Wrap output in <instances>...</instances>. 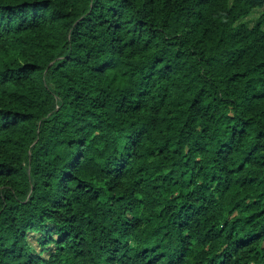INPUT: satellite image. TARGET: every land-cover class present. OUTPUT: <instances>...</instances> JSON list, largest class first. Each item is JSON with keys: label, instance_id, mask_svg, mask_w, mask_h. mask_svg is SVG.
Listing matches in <instances>:
<instances>
[{"label": "trees", "instance_id": "16d2710c", "mask_svg": "<svg viewBox=\"0 0 264 264\" xmlns=\"http://www.w3.org/2000/svg\"><path fill=\"white\" fill-rule=\"evenodd\" d=\"M0 264H264V0H0Z\"/></svg>", "mask_w": 264, "mask_h": 264}, {"label": "rangeland", "instance_id": "374dc122", "mask_svg": "<svg viewBox=\"0 0 264 264\" xmlns=\"http://www.w3.org/2000/svg\"><path fill=\"white\" fill-rule=\"evenodd\" d=\"M261 10H256L249 18H247V23L252 25L256 18L259 16Z\"/></svg>", "mask_w": 264, "mask_h": 264}]
</instances>
